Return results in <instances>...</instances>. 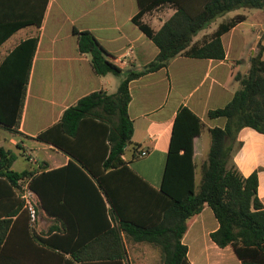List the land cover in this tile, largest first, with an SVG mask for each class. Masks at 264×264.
I'll return each mask as SVG.
<instances>
[{
  "label": "trees",
  "instance_id": "16d2710c",
  "mask_svg": "<svg viewBox=\"0 0 264 264\" xmlns=\"http://www.w3.org/2000/svg\"><path fill=\"white\" fill-rule=\"evenodd\" d=\"M47 0H0V42L16 29L33 24L38 26ZM160 3H169L173 13L157 30L140 20L142 14ZM138 10L131 21L154 44L155 56L138 71H122L106 59V52L96 38L86 30L72 29L76 36V50L89 57V65L96 75L122 76L112 93L94 90L79 97L61 112L59 118L39 131L34 138L47 143L68 156L65 164L51 170L22 169L15 171L11 164L15 154L0 146V224L21 211L22 203L15 187L17 180L38 197V207L48 215L54 214L53 203L63 200V192L53 186V178L60 171L63 178H81L91 189L93 200L100 205L105 219V204L119 223L109 226L110 235H30L31 243L51 253V258L29 249V264H123L125 251L122 237L133 242H146L158 247L160 264H189L186 247L180 243L186 219L208 206L218 226L209 238L218 246L229 245L240 264H264V206L256 196V172L243 176L233 162L239 147L236 134L242 127H250L264 134V57L262 46L250 56L246 73L235 74L239 87L220 107L209 109L208 118H223L222 126L208 128L209 146L206 159L200 166L199 180L192 182V136L200 130V120L186 107H180L173 119L168 150L162 172L157 210L159 223L142 227L125 216L117 204L115 189L109 185L113 178L136 175L122 159L130 143L132 122L127 114L130 99L129 81L167 66L175 55L191 58L221 59L224 50L220 35L243 20L235 14L217 24L200 43L191 42L199 30L217 16L236 8L264 9V0H137ZM6 9V15L2 12ZM36 37H28L15 45L0 62V126L16 131L24 99L25 85ZM9 72V75L5 73ZM123 173V174H116ZM120 175V176H117ZM71 178V177H70ZM159 214V213H158ZM133 222V223H132ZM135 222V223H134ZM131 225L133 227H131ZM122 231L125 235H119ZM170 235H164V234ZM9 236L0 234V264H19L17 256L5 254ZM44 247V248H43ZM67 254V257L64 255Z\"/></svg>",
  "mask_w": 264,
  "mask_h": 264
},
{
  "label": "crops",
  "instance_id": "0c3cea01",
  "mask_svg": "<svg viewBox=\"0 0 264 264\" xmlns=\"http://www.w3.org/2000/svg\"><path fill=\"white\" fill-rule=\"evenodd\" d=\"M243 9L244 12L236 13L242 14L243 20L220 35L223 58L175 55L166 67L128 83L130 99L127 114L132 122V134L122 159L146 185L131 176L113 178L108 182L115 189L117 204L125 216L142 227H151L161 219V212L157 210L160 197L152 189L157 191L160 188L177 110L186 107L201 123L199 132L192 136V182L196 188L200 166L206 159L209 146L208 128L224 123L223 118H208L206 112L223 106L231 98L239 87L234 75L246 73L257 44L262 46L264 57V9L252 8L255 11L250 13ZM137 10V0H47L38 26L29 24L18 28L0 42L1 62L21 40L36 37L18 127L16 131H10L0 126V146L6 148L4 143H9L22 148L23 141L30 140L41 143L42 148L48 150L42 160L26 158L29 165L24 169L43 167L46 171L65 164L67 155L34 136L55 122L63 109L79 97L94 90L112 93L122 78L109 73L94 74L88 55L76 50V36L72 29L89 31L105 50L106 59L122 71H138L152 60L157 49L131 21ZM173 11L169 3H160L145 11L140 20L155 31ZM2 13L6 15V9ZM227 13L217 16L219 19L214 18L199 30L191 42L200 43L206 39L218 23L233 16L223 19ZM29 105L33 114L26 118ZM236 140L240 145L233 154V162L243 176L256 172V196L264 206V134L242 127L236 134ZM141 149L146 150V154L137 156ZM55 174L62 175L53 178V186L62 190L66 200L54 201L53 215L37 207L31 224L21 211L2 216L9 220L0 224V234L3 230V235L9 236L5 254L10 258L19 257V264H29V258L33 256L30 248L48 258L52 256L49 251L35 247L30 235H110L106 229L119 223L118 218L109 213L106 204L105 219L102 217L99 203L93 200L90 187L81 178L75 179L71 175V178H63V174H72L68 171ZM217 226L208 206H203L197 214L186 219L180 243L186 247L185 256L189 264H240L229 245L218 247L209 238V233ZM118 234L125 235L122 231ZM122 241L125 251L123 264H160L157 246L133 242L125 237Z\"/></svg>",
  "mask_w": 264,
  "mask_h": 264
},
{
  "label": "rangeland",
  "instance_id": "374dc122",
  "mask_svg": "<svg viewBox=\"0 0 264 264\" xmlns=\"http://www.w3.org/2000/svg\"><path fill=\"white\" fill-rule=\"evenodd\" d=\"M246 9H247V12L249 13L255 11V9H252V8H246ZM244 11L245 9L243 8L233 9L231 11H228V13L225 16H223V19L227 18V16H232L236 13H242ZM32 114H33L32 106L29 105L27 108V112H26V118H29L30 116H32ZM6 135L8 134L6 133ZM4 146L10 149L16 156L14 161L11 164V168L15 171H21L22 169L26 168L29 165V162L26 160V158L30 157V158L42 160L44 156L46 155V153L48 152V150L46 149L44 150L42 148L41 143L37 141H30V140H24L22 148H18L14 145H10L9 143H4ZM25 153H28V155ZM138 250L139 248H137V251ZM137 255H139L138 252L136 253V256Z\"/></svg>",
  "mask_w": 264,
  "mask_h": 264
},
{
  "label": "built area",
  "instance_id": "2783aa9c",
  "mask_svg": "<svg viewBox=\"0 0 264 264\" xmlns=\"http://www.w3.org/2000/svg\"><path fill=\"white\" fill-rule=\"evenodd\" d=\"M146 154V150L141 149L139 150L136 155L137 156H144ZM28 160H32L28 157ZM17 186L15 187L18 197L21 200L22 208L28 212L29 215V223L31 224L35 217V211L38 207V197L36 193L31 190L28 186L26 181L17 180Z\"/></svg>",
  "mask_w": 264,
  "mask_h": 264
}]
</instances>
